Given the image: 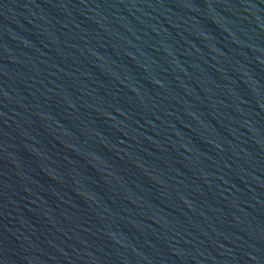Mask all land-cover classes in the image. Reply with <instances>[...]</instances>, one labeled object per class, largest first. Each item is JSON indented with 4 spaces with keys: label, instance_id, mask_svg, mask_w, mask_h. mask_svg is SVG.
Listing matches in <instances>:
<instances>
[{
    "label": "water",
    "instance_id": "water-1",
    "mask_svg": "<svg viewBox=\"0 0 264 264\" xmlns=\"http://www.w3.org/2000/svg\"><path fill=\"white\" fill-rule=\"evenodd\" d=\"M0 264H264V0H0Z\"/></svg>",
    "mask_w": 264,
    "mask_h": 264
}]
</instances>
